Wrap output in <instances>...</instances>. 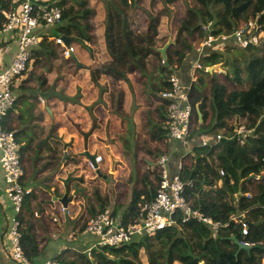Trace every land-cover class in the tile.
Listing matches in <instances>:
<instances>
[{
  "label": "trees",
  "instance_id": "1",
  "mask_svg": "<svg viewBox=\"0 0 264 264\" xmlns=\"http://www.w3.org/2000/svg\"><path fill=\"white\" fill-rule=\"evenodd\" d=\"M156 1L163 3V7L168 11L167 18L157 9L146 11L144 4L148 3V0L107 2L108 6L114 9L116 20L120 21V25L109 27V30L115 31L116 27L118 30L116 36L112 35L110 31L107 35L108 51L113 62L101 69L106 75L113 76L117 82L127 80L128 72L147 70L149 65L145 54H157L153 41L171 28L170 36L176 41V44H171L167 49L166 66L161 67L162 74L166 78L162 79L160 88L153 92V96L160 101L162 91L168 86L167 77L172 74L173 68L183 69L192 57L191 66L195 62L197 55L193 44L194 42L200 44L204 41L206 37L202 29L204 25L211 22L216 35H231L236 29L247 23L244 18L247 16L261 28L264 37V0ZM0 2L3 8H11L12 0H1ZM58 5L63 9V20L62 24L51 32V35L68 37L73 40L74 45H82L87 48L86 43H92L94 40L92 20L95 12L90 7V1L59 0ZM216 5L222 6V14L217 12ZM132 11H135L133 15H131ZM143 14L146 16L144 17ZM141 16L144 20H141ZM3 24L4 20L0 15V27ZM232 43V41H228L225 46L228 47L226 51L229 54L233 53V48L230 47H237L231 45ZM237 48L241 50V54L237 58H233L232 61L225 59L219 49H206L204 53L201 61L204 68L223 65L228 68V71L220 74L223 80L215 73L200 71V76L194 84L192 91L193 123L197 124V127L190 137V147H193V153L184 164L181 176L184 181L193 180L194 182V186L188 188L185 195L187 201L195 209H199L205 215L222 223L230 222L233 217L248 211L251 231L249 238L256 242H264V211L261 209L264 208L263 38L259 48L254 46L247 49ZM37 54H41L42 59L46 62L56 58L64 60L61 47L46 40L34 53V58ZM159 56L162 61V56L160 54ZM95 77L94 73L93 79L97 83ZM186 80L190 82L189 77ZM246 83H249L247 89L244 88ZM47 85V80L43 78L39 91H44V87ZM44 92L50 94L49 91ZM53 98L66 100L65 97L54 96ZM119 101L122 103L123 97ZM156 110V115L160 120L158 124L161 126L159 132L165 133V136L159 134L157 137V132L152 131L150 132L151 138L159 141H164V138L168 140V131L163 128L166 123L164 105H159ZM199 114L202 115V123H200ZM10 117L4 126L9 131H16L19 142L18 127ZM152 123L150 122L149 125L152 126ZM242 124L255 128L260 138L258 140L250 139L245 146L239 145L236 140L226 139L212 148L199 146L201 134L216 136L222 133L228 137L233 134L237 126ZM153 127L155 128V126ZM178 143L180 144L179 149L182 148V143L179 141ZM28 150V147L21 150L23 163L25 159L23 154ZM147 152L153 157V165H155L162 154L169 153V148L166 144L165 152L151 151L150 149ZM64 157L63 148L55 149L50 160L44 163L41 172L50 169L55 171L54 175L50 177L36 178L37 185L46 189L45 192L56 188L53 179L60 173ZM73 159L71 162L75 166L84 162L83 156L75 155ZM31 164L32 162H30ZM220 170L224 171V176H221ZM79 171L81 169L76 170V174ZM148 174L155 176L154 182L150 181ZM27 176L25 171V178ZM73 180L78 184L85 182V178L75 174L72 175L71 181ZM159 182L160 172L155 166L153 171L149 170L144 175L141 181L142 186L134 187L132 200L124 213L126 223H130L138 217L140 207L145 202L153 200ZM247 195H250V199L247 198ZM37 200L38 196L33 191L32 195L25 199L24 210L29 208L28 212L33 215L30 206ZM42 203L45 204L44 201ZM108 204L100 199L101 210H105ZM21 220L24 224L25 217L22 216ZM22 233L24 251L33 261L42 251L38 249L33 240L32 229L24 228ZM240 237V226L234 223H231L228 228L222 229L219 235L214 237L210 227L191 222L181 227L168 228L153 237L136 239L123 247H101L100 251L94 249L91 256L94 258V264H262L264 246L240 249L238 245ZM149 241H158L163 246L159 257L152 255Z\"/></svg>",
  "mask_w": 264,
  "mask_h": 264
},
{
  "label": "built area",
  "instance_id": "2",
  "mask_svg": "<svg viewBox=\"0 0 264 264\" xmlns=\"http://www.w3.org/2000/svg\"><path fill=\"white\" fill-rule=\"evenodd\" d=\"M113 2L114 0H106ZM59 0H12L11 9H0V15L4 24L0 27V47L6 37L17 42V53L9 67L0 72V168L3 173L6 198L12 203L13 214L10 217L7 239L9 241L8 253L14 264H36L25 253L23 246V222L25 199L32 195L33 189L28 187L24 179L21 145L17 141L16 132L9 131L4 123L14 111L18 101L17 89L25 73L29 70L34 60V53L46 40L58 45L63 51L65 59H71L76 54V47L72 43L66 47L63 37H55L51 32L62 24L63 9L58 5ZM206 34L204 41L196 46L197 55L190 69V82L185 84L175 73L169 75L168 86L161 93V101L166 111V128L171 140L179 141L186 149L178 161L175 171L172 172V158L168 154L160 156L156 167L160 172V182L157 192L151 201L145 202L141 207L138 217L132 222L126 223L124 215L116 214L110 209L99 212L86 221L84 232L94 237L92 251L101 247L119 248L132 243L134 240L144 237H153L158 232L168 228L181 227L191 222L206 225L211 228L213 236L219 235L222 229L228 228L231 223L240 226L241 237L238 241L243 249L263 247L264 242L251 240L249 212L246 211L233 217L230 222L222 223L205 215L199 209H195L188 201L185 192L194 186L193 180L184 181L182 171L187 159L193 153L190 147V137L195 129L193 123L194 106L192 91L198 80L197 71L208 72L204 68L202 58L206 49L224 48L228 41L241 49L250 46L259 48L262 45L263 32L256 22L249 21L243 27L236 29L231 35H216L212 24L204 25ZM219 49V50H221ZM166 65V60L161 61ZM255 128L246 124L237 126L231 136L218 134L209 136L205 133L199 136V146L212 148L223 139L236 140L239 145H247L250 139H259ZM87 161V169L93 173L104 162L102 155H96L95 163ZM221 176L224 171L220 170ZM259 179V178H258ZM250 199V195H247ZM261 209L264 208L262 207ZM63 214L67 213L61 208ZM38 217V213L35 214ZM55 223L60 220L53 219ZM91 251V252H92ZM43 264H62L59 256H56ZM264 264V259L262 260Z\"/></svg>",
  "mask_w": 264,
  "mask_h": 264
},
{
  "label": "rangeland",
  "instance_id": "3",
  "mask_svg": "<svg viewBox=\"0 0 264 264\" xmlns=\"http://www.w3.org/2000/svg\"><path fill=\"white\" fill-rule=\"evenodd\" d=\"M89 1L90 7L95 12L92 20V25L94 27L92 35L94 40L92 43H86L88 44L87 48L79 45L78 53L81 52V54L84 55L83 57L90 62L97 59L103 61V64L99 66L94 65L90 67V69L88 68L90 71L88 70V74L86 72V76L84 75V77L78 76L79 79L76 83L78 84L80 96L84 104L86 106L88 105V107H86V109H81L84 104L79 106L72 102L70 104L66 100H62L58 103L52 102V105L49 103V97H47L48 95H46L44 91H49V96L65 97V99L72 95L70 94V79L74 78V74L77 70H75L74 65L68 64L63 59L56 58L46 62L42 59L41 54H37L34 59L35 62H32L29 67L31 71H27L24 75L28 80L24 82L23 87L20 89L23 90L22 92H30L29 95L19 98V102L16 104L18 116L15 115V124L19 129L20 140L25 141L29 138L31 141L29 144L30 151L25 153V156H33L34 158L40 150H43L42 145V147L39 148L42 141L50 137L49 132L58 125H65L66 128L57 129L53 133L54 137L50 142L43 144L46 149L51 148L59 150V146L61 145L58 146L56 138L62 143H68L74 139L68 132L76 130L79 132L80 152L83 150L84 146L83 132L91 131V128L96 126L95 132H100V134L95 136L97 138H94V132L92 134L93 136L90 137L89 143L93 141L96 147V149H94L95 151H91L100 153V155L103 156H107L109 150H113V152L117 151L118 155L115 156V160L121 163H117L118 165L116 164V172H113V162L111 159L109 161L105 158L104 164L99 167L102 178L97 177L101 183V187L93 183L91 184L89 179L99 175L87 170L85 166L84 168L88 173L86 175L89 177V179H87L89 183L88 187L92 190V193H94L92 195L93 199L95 198V193L99 192L105 195L104 200L106 204L110 201L114 202L117 204L114 207H118L122 210L125 206L130 205L134 187L142 186L139 182L143 180L144 175L148 173L149 169H151V172L154 170V166H156L153 165V157L147 153L148 149L152 151L157 149L164 152L166 150V139L164 138V141L162 140L163 142L152 139L150 131L155 132L156 130L153 129V127L147 130V117L145 119L144 116L140 115L145 111L151 112L156 109L153 107V105L156 104V99L152 94L151 96H149V94L156 92L159 89L160 80L166 78L161 71V67L166 65H162L159 56L160 53L156 51L157 54H145L147 64L149 65L147 70L142 72L135 71L133 73L128 72L127 80L125 81L117 82V80H114L113 76L106 75L101 68L113 62V58L108 51V31L114 36L117 35L118 31L117 27L115 31L109 30V27L120 25V21L116 20L114 9L108 6L106 0ZM144 5L146 10L157 9L164 17H168V11L163 7V3L161 4L160 1L148 0V3ZM215 8L219 14L223 13L221 5H216ZM143 16L145 17L146 15L143 14ZM244 18H246V22L251 21V18L247 16H244ZM141 20H144V18L142 17ZM209 24L213 25L211 22L207 25ZM170 29L168 33L165 32L153 41V45H155L154 48H159L163 44H168V40L171 39ZM172 41L175 42L173 44H176L173 38ZM197 45H195V48ZM227 48L228 47L219 48L225 59H230L232 61L233 58L240 56V49L230 47L233 48V53L229 54L226 51ZM227 71L228 68H225L223 65H216L213 73L223 80L220 74ZM94 73L96 74L95 78L97 83L93 79ZM31 74H33L32 77L30 76ZM195 74L197 77L200 76V71H197ZM243 77L246 80V76L244 75ZM43 78L47 80L48 85L44 87V91H39ZM167 79H169V77H167ZM66 84L68 86H66ZM248 84L249 83H246L244 88H249ZM73 92H75V89H73ZM126 95L128 98L127 107ZM121 97H123L122 103L119 101ZM41 99L44 101H41ZM50 105L54 108L56 117L54 122L47 113V108H50ZM73 106L79 107L76 111H73ZM141 106L144 107V110ZM136 107H138V109H136ZM156 107H158V105H156ZM135 113H137V115H135ZM196 127L197 124L195 125V128ZM20 131H22V134ZM38 135L43 136L44 139L39 140L36 144V141L40 138ZM158 135L159 133L157 137ZM162 136H165V133H162ZM68 147L71 149H69L68 153L70 155L74 154V151H72L74 148H72V146L70 147V145H68ZM33 148H35L37 153ZM40 155H38V159L49 161V157L53 155V150H43ZM147 159L152 165L144 163ZM43 160L35 162L36 164L33 166L35 171L33 174L34 178L37 177V174L43 168ZM117 170H119L120 176L116 178L115 175H117ZM148 177L151 182L155 181V176L152 174H148ZM62 181L61 184L64 185L65 180ZM31 182H34L35 191L38 192L39 187L36 185V180L31 179ZM149 242L152 255L159 257L163 251V246L159 244L158 241ZM93 244H95V242ZM96 251H100V249L97 247Z\"/></svg>",
  "mask_w": 264,
  "mask_h": 264
},
{
  "label": "crops",
  "instance_id": "4",
  "mask_svg": "<svg viewBox=\"0 0 264 264\" xmlns=\"http://www.w3.org/2000/svg\"><path fill=\"white\" fill-rule=\"evenodd\" d=\"M10 6L12 8L13 5L11 4ZM11 8L10 7L9 8H3L1 5V2H0V9H11ZM146 11H148V10H146ZM134 12L135 11H132L131 15H133ZM167 33H168V31H167ZM163 34H161V35H163ZM168 42H169V40H168ZM193 45L194 46L197 45V42H194ZM164 46L165 45L163 44L159 48H163ZM75 47H76L75 56L78 59V63H76L72 58L71 59L74 62H72L71 59H65L64 58V61H66L68 64L74 65L75 70H77V72L74 74V78L70 79V84H71V86H70L71 93L70 94H72V95L70 97H66V101L69 102L70 104L72 102V103H75L76 105L81 106L82 104H84V102L82 100V97L80 96L78 84L76 83L79 79L78 76L79 75H80V77H82V76L84 77V75L86 76V72L88 74V70L90 69V67H92L94 65L99 66V65L103 64V61L95 59V60H92L90 62L88 59L83 57L84 55H82L81 52L78 53L79 45H77V46L75 45ZM17 50H18L17 42L14 39H11L9 36L6 37L5 41L2 43V45L0 47V72L11 65L12 60H13L15 54L17 53ZM188 57L190 58V55H188ZM192 59H193V57L191 58V61H193ZM191 61L183 69L176 70V72H175L185 84L189 83V82H187L186 79L188 77L191 78V76H190V69H191L190 63H191ZM33 62H35V61L33 60ZM78 64H79V66H78ZM70 68H71V65H70ZM28 71H31V68ZM30 76L32 77L33 74H31ZM26 80H28V79H27V77L24 76L23 79L21 80V82L19 83V86L17 89V96L19 95L18 96L19 98H22L23 96L29 95L30 91L22 92L23 90L20 89L23 87V84ZM161 81L162 80H160V82ZM160 85H161V83H160ZM66 86H68V85L66 84ZM159 88H160V86H159ZM73 89H75V92H73ZM151 94L153 95V93H150L149 96H151ZM46 95H48L47 97H49V103L51 105H52V102L58 103V102L62 101L61 99H59V100L54 99L53 98L54 96H49V94H46ZM84 99H86V98H84ZM41 101H44V100L41 99ZM127 102H128V98L126 95V107H127ZM161 104H163L162 101L156 99V104L153 105V107L157 109L156 105H158V107H159V105H161ZM51 105H50V108H47V113L49 114L51 120L54 122L56 117H55V113H54V108ZM78 107L73 106L72 107L73 111H76ZM86 107H88V105L86 106L84 104L81 107V109H86ZM142 108L144 110V107H142ZM136 109H138V107H136ZM156 109L154 111H151V112L145 111L144 113H141L140 115L144 116L145 119L147 117V120H148L147 126H146L147 130L150 129L151 127L155 126V128L153 127V129L156 130L155 132H157V134L158 133L162 134L163 132H159V129L161 126H160V124H158V122L160 120L156 115V111H157ZM16 110H17V106H16V109H14V111L12 112L11 117H10L12 120H14V124L16 122L15 121V117H16L15 115H17ZM164 110H165V108H164ZM147 114H148V116H147ZM165 114H166V111H165ZM135 115H137V113H135ZM150 122L151 123L153 122L152 126L149 125ZM166 122H167V118H166ZM7 123H8V121H7ZM15 126L17 127L16 124H15ZM60 128H66V126L65 125H63V126L58 125L54 129H52L49 132V134L53 135V133L57 129H60ZM95 128H96V126L91 128L92 134L96 131ZM163 128L165 131H167L166 123L164 124ZM18 130L19 129H17V133H18ZM89 131L88 132L84 131L83 137H84V134L89 133ZM150 132H152V131H150ZM68 133L71 135V137L74 138L73 141H69L68 143H64V142L62 143L56 138L58 146L61 145V146H59V149L63 148V152L65 154V157L63 158L62 165L60 167V173L58 171L59 174H57L56 178L53 179V182L55 183V187L57 188V190H56V188H52L50 192H48V191L45 192L46 189L39 187L37 185V181H36V185L39 187V191L36 192L34 182H31V179L36 180L37 177L42 179V178H45L47 176L50 177V176L54 175L55 171L50 169V170H44L43 172H41L43 169L42 168L41 171L37 174V177H35V178L33 177V174L35 172L33 166L36 164L35 162L38 160H43V159H38V155H40V153L43 150L44 151H48V150L52 151L54 149H51V148L46 149L45 146L42 144L43 150H40L39 153H37L35 148H33L34 151L37 153L35 158L33 156H25V153L29 152L30 149L28 151L24 152V154H23L24 158H25L24 163H23V170H24L23 181L25 182V184L28 187L32 188L33 191L35 192V194L38 196L37 202H32V204L30 206L31 210L34 214L38 212V218L33 216L34 214L32 215V213H29L28 212L29 208H27L25 210V214H24L25 223L23 226V229L24 228L26 229L28 227L30 229H32L33 240L36 243V245L38 246V249H40L42 251V253L38 257L33 259V261L36 264H43L46 261H48V260H50L56 256H59V259L61 257L62 260L60 259V261L62 264H72V263L73 264H83V263L90 264V262H91V264H94V262H93L94 258H92V256H91V251H92V247H93V243H94L95 239H94V237L85 234L83 229H84L85 222L89 218H91L92 216H95L99 212L104 211V210H101L100 199L102 200V202L104 201V203H105V200H104L105 195L101 194L99 192H96L97 195H95V198L93 199L92 195L94 193H92V190L88 187L89 183H88L87 179H89V177H88V175H86L88 173L84 168L86 166V169H87V161H86V157L84 156L85 139H84L83 150L79 152V146H80V140L78 138L79 132L76 130H72ZM92 134L89 136V140H90V137L93 136ZM98 134H100V132H95L94 138H97L95 136H97ZM38 136L40 138L36 141V144L39 142V140L44 139L43 136H41V135H38ZM18 139H19V142L21 145V150L24 149L25 147L30 148L29 144L31 141L29 138H28V140H25V141H21L19 137H18ZM89 140H88V151H89V153L91 155H95V154L100 155V153L92 152V151H95L94 149H96V147H95L94 142L92 141L91 143H89L90 142ZM166 144H167V147L169 148L168 155H170V157L172 158L171 159L172 160V172H174L175 171L174 169H175L178 161L180 160L181 156L184 154L186 149L183 146H182V148L179 149L180 144L178 143V141H176V142L172 141L170 138L168 140H166L165 147H166ZM68 145H70V147L72 146V148H74L72 150V151H74V154L70 155L68 153V151L70 149L68 147ZM42 146H40V147H42ZM155 151H157V149ZM110 154H112L114 159H115V156L118 155L117 151L113 152V150L112 151L109 150L107 156L102 155L104 157V162L106 159L110 161V158H109ZM75 155H79V156L84 157V162L79 166H75L73 164V162H71L74 160L73 157ZM40 156H39V158H40ZM69 156H71V157H69ZM22 158H23V156H22ZM30 158H32L33 160L31 161ZM49 160H50V157H49ZM30 162H32L31 165H30ZM45 162H46V160H43L42 164L44 165ZM104 162L101 163L99 166L104 164ZM148 162L149 161L147 159V161L144 163H146L147 165H152L151 162H149V163ZM117 163L119 164L121 162H119L117 160ZM155 165H156V163H155ZM116 166H115V172H116ZM119 168H120V166H119ZM78 169H81V171H79L78 174H76L75 171ZM149 170H151V169H149ZM25 171L27 172V175H28L27 178H25ZM73 174H75L76 176L85 178V182L78 184L74 180L70 181L69 187H68L69 197H71L73 200L69 203L68 208L66 209L67 213L63 214L61 212V208H63V206L61 203L58 202V200L63 198V196L65 195V188H64V185L61 184V181L66 180L68 178V176L73 175ZM115 176H116V178L118 176H120L119 170H117V175H115ZM97 177L98 176L91 177V179H89V180H90L91 184L93 183L96 186L101 187V183L97 179ZM139 184L141 185V181L139 182ZM76 187L82 191H80L76 197H73V193H74ZM4 189H5V183L3 180V173H2V170L0 168V264H14L11 261L10 255L8 253L9 241L7 239V234L9 231L10 217L13 214V207H12V203L4 195V193H3ZM56 197L58 198V200L54 201V198H56ZM42 201H44L45 204H43ZM116 205H117L116 203L110 201L108 206L106 207V209H110L116 214L124 215V213L126 212V210L129 207V206H125L121 210L118 207H114ZM55 217L59 218L60 221L58 223H55L53 221V219Z\"/></svg>",
  "mask_w": 264,
  "mask_h": 264
},
{
  "label": "water",
  "instance_id": "5",
  "mask_svg": "<svg viewBox=\"0 0 264 264\" xmlns=\"http://www.w3.org/2000/svg\"><path fill=\"white\" fill-rule=\"evenodd\" d=\"M63 40H64V43L66 45V47H70V45L72 44L73 40L68 38V37H63ZM172 43H175L172 41V38L169 40L168 44H166L163 48H154L155 51L159 52L162 56L163 59H167V55H166V52H167V49L169 48V46L172 44ZM71 58L76 62L78 63V59L77 57L75 56V54H72L71 55ZM79 66V64H78ZM215 70V67L213 68H209L208 72L207 73H210L212 74ZM199 117H200V123L203 122L202 120V115L199 114ZM92 134V131H90L89 133L87 134H84V139H85V153H84V156L86 157L87 160H89L90 162L92 163H95V158H96V155H91L88 151V140H89V136ZM53 138V135L51 134L50 137H48L47 139H45L44 141H42V143L40 144V146L42 144H47L49 143L50 139ZM39 146V147H40ZM110 156V159L111 161L113 162L112 164V171L115 172V166L117 164V161L114 159V157L112 156V154L109 155ZM97 174L99 175L98 178H102V175H100V171L97 170ZM104 178V177H103ZM72 179V175L68 176V178L64 181V188H65V195L63 196V198L59 199L58 198H54V201L58 200L59 203L62 204L63 208L67 209L68 208V205L69 203L73 200L71 197H69V183ZM106 179V178H104ZM82 191V190H79L77 187L75 188V191L73 193V197H76L78 195V193ZM239 245V244H238ZM240 249H243V247L239 246Z\"/></svg>",
  "mask_w": 264,
  "mask_h": 264
},
{
  "label": "clouds",
  "instance_id": "6",
  "mask_svg": "<svg viewBox=\"0 0 264 264\" xmlns=\"http://www.w3.org/2000/svg\"><path fill=\"white\" fill-rule=\"evenodd\" d=\"M195 49H196V48H195ZM95 155H97V154H95ZM86 160H87V159H86ZM98 170H99V169H98ZM96 173H97V171H96ZM96 173H95V174H96Z\"/></svg>",
  "mask_w": 264,
  "mask_h": 264
}]
</instances>
